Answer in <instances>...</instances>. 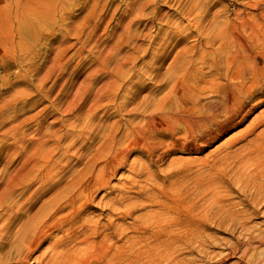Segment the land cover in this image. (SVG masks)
I'll return each mask as SVG.
<instances>
[{
  "label": "rangeland",
  "instance_id": "374dc122",
  "mask_svg": "<svg viewBox=\"0 0 264 264\" xmlns=\"http://www.w3.org/2000/svg\"><path fill=\"white\" fill-rule=\"evenodd\" d=\"M261 12L264 0H0V264H263L264 165L240 160L264 105L205 145L156 119L173 85L200 87L220 38L264 30Z\"/></svg>",
  "mask_w": 264,
  "mask_h": 264
},
{
  "label": "bare ground",
  "instance_id": "6f19581e",
  "mask_svg": "<svg viewBox=\"0 0 264 264\" xmlns=\"http://www.w3.org/2000/svg\"><path fill=\"white\" fill-rule=\"evenodd\" d=\"M261 15L264 16V13L261 12ZM239 32V33H238ZM220 43L218 45V50L216 52H213L209 49L206 50V52L204 53V56L202 57V62L204 64V66L206 67V71L203 72L201 80L202 83L199 85L200 87L198 88H188L185 87L183 85H180L178 83H176L175 85H173L171 87L170 92L166 95V97L163 98L162 102L163 104H166V101L169 100V98L171 99L172 103L175 104V107L173 108V110L169 111V112H161L160 114H158L156 117V119H163L165 120L164 122H166V125L162 126L165 127L164 131L167 132V135L169 136H173L175 133L174 128L171 127L170 123H181V125H184V128L186 131L187 136L190 135L191 137H194L197 135V133H201V135H204V139H200V142L205 144L214 142L216 140H218V138L222 135H224L225 133H227V131L231 130L232 128H235L237 126H239L240 124H242L252 113L253 111L261 106L264 105V30H255L252 27H248L245 26L244 24H240L237 25L236 28L234 30H232V32L230 34H228L227 36H225L224 38H220L219 39ZM217 58L219 60V63L217 62V60L215 59ZM192 73L194 74V72L192 71ZM190 74V73H189ZM187 76V75H186ZM186 78V77H185ZM192 79V78H191ZM190 79V80H191ZM188 78V82L190 81ZM193 80V79H192ZM196 80V78H195ZM194 84V81H190ZM196 84H198L196 82ZM195 86V84H194ZM201 100H204L203 103H201ZM165 102V103H164ZM170 102V101H169ZM170 104V103H169ZM171 105V104H170ZM173 106V105H172ZM171 106V108H172ZM264 112L259 113L258 115H256L255 117L252 118V120L249 121V125L247 128L246 135L248 136H252L250 139H248V146H250V149L247 151V155L245 154L243 157V155L241 156V158H243V160L241 159L240 162L243 164H251V165H256V166H262L264 165V161L261 159H263L264 157V129L263 130H259L257 133L255 132L257 128H259V126L261 124L264 123ZM160 127V129L162 128ZM183 127V126H182ZM182 128V129H184ZM151 129H154V127H152ZM181 129V130H182ZM245 132H244V136H245ZM239 133V132H237ZM236 133V134H237ZM183 134V133H182ZM181 134V135H182ZM243 134V133H242ZM185 135V134H184ZM241 135V134H238ZM199 136V135H198ZM237 136V135H236ZM235 137V136H234ZM188 138V137H187ZM186 138V139H187ZM196 138V137H195ZM203 138V137H202ZM183 140H185L184 138H181ZM189 139V138H188ZM175 140V139H174ZM174 140L170 141V146L174 148L175 142ZM194 140V138L192 139ZM192 140H189L192 142ZM176 141V140H175ZM198 141V140H197ZM228 141V140H227ZM178 142V141H176ZM184 142V141H183ZM188 142V141H187ZM193 142H196V140H194ZM241 142V141H239ZM245 143V142H244ZM178 144V143H177ZM185 144L186 141H185ZM197 144L199 145V143L197 142ZM201 144V143H200ZM227 145H230L231 142H227L225 143ZM236 145V143H234ZM180 145V144H179ZM183 145V143H182ZM202 145V144H201ZM204 145H202L204 147ZM169 146V147H170ZM186 146V145H185ZM197 146V145H196ZM201 146V147H202ZM246 146V147H248ZM181 147V146H180ZM241 147V144L239 145V148ZM245 146L242 147V149ZM172 148V149H173ZM184 148V147H183ZM190 148V147H189ZM196 148V147H195ZM226 148V147H225ZM229 148V147H228ZM227 148V149H228ZM177 149H179L177 147ZM194 150V149H193ZM223 150V149H222ZM245 150V149H244ZM187 151V150H186ZM235 151V150H234ZM157 152V151H156ZM220 152V151H219ZM231 152V151H230ZM238 152V151H237ZM236 152V153H237ZM242 152V150L240 151ZM245 153V151H243ZM242 152V153H243ZM224 153V151H223ZM243 153V154H244ZM154 154V153H153ZM157 154V153H156ZM162 154V153H160ZM226 155V154H224ZM228 155H230L228 153ZM237 155V156H236ZM235 156L238 157V154H236ZM161 156V155H159ZM223 156V154H222ZM232 156V155H231ZM234 156V155H233ZM234 156V157H235ZM229 157V156H228ZM224 158V156H223ZM232 158V157H230ZM234 159V158H233ZM240 159V158H238ZM236 160V159H235ZM260 162V163H258ZM240 164V163H239ZM241 165V164H240ZM239 166V165H238ZM248 166V165H247ZM244 167V166H243ZM242 167V168H243ZM260 168V167H259ZM239 169V167H238ZM251 169V168H248ZM247 169V170H248ZM261 169V168H260ZM264 169V168H263ZM263 169H261V171H264ZM242 170V169H241ZM246 170V169H245ZM239 171V170H237ZM250 171V170H248ZM240 172V171H239ZM243 172V170L241 171ZM254 172V171H253ZM237 173V172H236ZM248 173V172H247ZM255 173V172H254ZM259 173V172H258ZM257 173V174H258ZM261 173V172H260ZM264 172H262L263 174ZM238 174V173H237ZM242 174V173H241ZM246 174V173H245ZM244 174V176H245ZM256 174V175H257ZM261 174V176H262ZM235 175V174H233ZM249 175L250 172H249ZM249 175H247V177L250 179L251 177H249ZM255 175V174H254ZM252 175V176H254ZM255 175V177H256ZM240 175L236 176L239 177ZM243 176V175H242ZM260 176V177H261ZM264 176V174H263ZM262 176V177H263ZM235 178V179H236ZM244 178V177H243ZM239 179V178H237ZM255 179V178H253ZM258 179V178H256ZM261 179V178H260ZM242 180H246L245 178ZM241 180V181H242ZM264 180V178L262 179ZM261 180V181H262ZM253 181V180H252ZM258 181V180H257ZM243 182V181H242ZM249 182V181H248ZM246 181V183H243L244 185L249 184L251 182L248 183ZM256 181L253 182L252 185L257 186ZM262 183V182H260ZM242 185V183H241ZM263 185V183H262ZM260 188L261 185L259 184ZM259 186L257 189H259ZM264 186V185H263ZM249 187V186H248ZM252 187H250L251 189ZM256 188V187H255ZM254 188V189H255ZM249 189V190H250ZM255 189L256 193L258 194V190ZM262 189V188H261ZM254 191V190H252ZM260 191V190H259ZM215 192V191H214ZM217 193V192H216ZM251 194V193H250ZM253 195V194H252ZM261 193L259 192L257 198L255 199V203L258 204L259 202H261L262 198ZM254 197V195L252 196ZM154 198V195H153ZM216 200V199H215ZM161 201V200H160ZM164 203V202H163ZM253 203V202H252ZM177 204V203H176ZM178 205V204H177ZM186 205V204H185ZM190 205V204H189ZM192 205V204H191ZM210 205V204H209ZM220 205V204H219ZM245 205V204H244ZM264 205V204H263ZM188 206V205H187ZM169 207V206H168ZM189 207V206H188ZM195 207V206H194ZM193 207V208H194ZM198 207V206H197ZM200 207V206H199ZM258 207V206H257ZM165 208V207H164ZM170 208V207H169ZM202 208V207H201ZM206 208V207H204ZM203 208V209H204ZM214 208V207H213ZM254 208V207H253ZM262 208V207H261ZM160 209H162L160 207ZM248 209V208H247ZM257 209V208H256ZM171 210V209H169ZM174 210V209H173ZM212 210V209H211ZM236 210V209H235ZM264 211V210H263ZM154 212V210H153ZM169 212V211H168ZM230 212V211H229ZM149 213V212H148ZM163 213V212H162ZM176 213V211H175ZM201 213V211H200ZM199 213V215H201ZM205 213V212H203ZM154 214V213H153ZM160 214V213H159ZM234 213H232L233 215ZM240 214V213H239ZM237 214V215H239ZM157 213L154 214V216H156ZM161 215V214H160ZM236 215V214H235ZM254 215V214H253ZM159 216V215H158ZM162 216V215H161ZM169 216V215H168ZM146 217V216H145ZM151 217V216H150ZM157 217V216H156ZM172 217V216H171ZM168 218V219H171ZM202 217V216H201ZM201 217L199 219H201ZM153 218V216H152ZM167 218V217H166ZM174 218V216H173ZM244 218L247 219V217L244 216ZM242 217V219H244ZM150 219V218H149ZM154 219V218H153ZM161 219L157 217V220ZM165 219V218H163ZM162 219V220H163ZM211 219V218H210ZM218 219V218H217ZM246 219H244L245 221H247ZM156 220V219H155ZM161 220V221H162ZM174 220H177L176 218ZM250 220V219H249ZM151 220H149L150 222ZM160 221V220H159ZM186 221V220H185ZM148 222V225H149ZM153 221H151L152 223ZM156 222V221H155ZM155 222L153 223V226L155 224ZM166 222V221H165ZM188 223V221H186ZM150 223V224H151ZM247 223V222H246ZM169 224V223H168ZM171 224V223H170ZM184 224V223H183ZM203 224V223H202ZM236 224V223H235ZM239 224V222H238ZM186 225V224H185ZM183 225V226H185ZM189 225V224H188ZM187 225V227H188ZM192 225V224H190ZM189 225V228H190ZM240 225V224H239ZM245 225V224H243ZM243 225H240L243 227ZM152 226V225H151ZM152 226V227H153ZM251 226V225H250ZM186 227V228H187ZM247 227V226H246ZM160 228V227H159ZM152 229V228H151ZM245 229V227H244ZM156 230V229H155ZM163 230V228H162ZM161 230V232H162ZM166 230V228H165ZM186 230V229H185ZM135 231V230H134ZM159 231V230H158ZM187 231H189V229H187ZM245 231V230H244ZM157 232V231H156ZM164 232V230H163ZM167 232V230L165 231ZM169 232H172L171 230ZM190 232V231H189ZM243 232V231H242ZM255 232V231H254ZM153 233H155V231H153ZM152 233V234H153ZM186 233V231H185ZM257 233V232H256ZM151 234V235H152ZM160 234V233H157ZM165 234V233H164ZM163 234V235H164ZM175 234V233H174ZM195 234V233H194ZM143 235V234H142ZM141 235V236H142ZM150 235V234H149ZM155 235V234H154ZM162 235V234H160ZM167 236L170 234H166ZM188 234H186L187 236ZM191 235V234H190ZM189 235V236H190ZM129 236V235H128ZM126 236V237H128ZM135 238V235H133ZM166 236V237H167ZM193 236V234H192ZM207 236V235H206ZM151 237V236H150ZM157 237L158 239V235H155V238ZM173 237V236H172ZM201 237V236H200ZM241 237V236H240ZM129 238V237H128ZM127 238V239H128ZM132 237H130V240ZM153 238V236H152ZM170 238V237H169ZM175 237H173L174 239ZM254 238V237H253ZM81 242L84 244L87 242V240L83 237L80 238ZM143 239V238H142ZM141 239V240H142ZM148 240V236L146 238ZM151 239V238H149ZM154 239V238H153ZM156 239V241H157ZM161 239V238H160ZM159 239V241H160ZM166 239V238H165ZM164 239V240H165ZM171 239V238H170ZM169 239V240H170ZM183 239V238H182ZM129 240V242H130ZM145 240V239H144ZM168 240V241H169ZM177 240V239H175ZM180 240V238H179ZM190 240V239H189ZM253 240V239H252ZM262 240V239H261ZM79 241V240H78ZM149 241V240H148ZM155 241V240H153ZM157 241L156 244L158 245V243H167L168 241H163L161 239V241L163 242H159ZM173 241V240H172ZM188 241V240H187ZM250 241V240H249ZM255 242V240H253ZM260 241V240H259ZM264 241V239L262 240V242ZM128 242V241H126ZM131 244H135V242L131 241ZM152 242V241H151ZM174 242V241H173ZM182 242V241H181ZM192 242V241H191ZM201 242V241H200ZM147 243V242H146ZM150 243V242H149ZM171 243V242H170ZM229 243V242H228ZM246 243V242H245ZM244 243V244H245ZM130 244V243H129ZM128 244V245H129ZM154 243H152V245H154ZM192 244V243H190ZM238 244V243H237ZM241 244V243H240ZM238 244V245H240ZM67 245V244H66ZM146 245V244H145ZM160 245V244H159ZM164 245V244H163ZM162 245V246H163ZM167 245V244H166ZM165 245V246H166ZM170 245V244H169ZM173 245V243H172ZM187 245V242H186ZM242 245V244H241ZM127 246V245H126ZM132 249L134 248L135 245H132ZM150 246V245H149ZM148 246V249H145V251L151 249V247ZM174 246V245H173ZM188 246V245H187ZM244 246V245H243ZM242 246V247H243ZM250 246V245H249ZM247 246V247H249ZM56 247V246H55ZM129 247V246H128ZM144 247V246H143ZM147 247V246H146ZM159 247V246H158ZM161 247V246H160ZM159 247V248H160ZM171 247V246H170ZM193 247V246H192ZM191 247V248H192ZM136 248V247H135ZM134 248V249H135ZM152 251H159L157 250L155 247H153ZM167 248V246H166ZM173 248V247H172ZM175 248V246H174ZM241 248V246L239 247ZM54 249V248H53ZM131 249L130 252H133ZM164 249V248H163ZM244 249H247L246 247ZM243 249V250H244ZM56 250V249H55ZM61 250V249H59ZM138 248L135 250V252H133V255H136V257L138 256ZM162 250V249H161ZM166 250V249H165ZM174 250V249H173ZM171 250V251H173ZM239 250V249H238ZM58 251V250H56ZM67 251V250H66ZM151 250H149L150 252ZM232 251V250H231ZM235 251V250H234ZM245 251V250H244ZM260 251V250H259ZM264 251V250H263ZM59 252V251H58ZM63 252V251H61ZM72 252V251H71ZM174 252V251H173ZM243 252V251H242ZM246 252V251H245ZM55 253V252H54ZM64 253V252H63ZM135 253V254H134ZM144 253V252H143ZM151 253V252H150ZM167 253H170V248L167 251ZM165 253V254H167ZM53 254V253H52ZM66 254V252H65ZM68 254H70L68 252ZM131 254V253H130ZM145 254V253H144ZM155 255H157V253H154ZM152 254V255H154ZM159 254V253H158ZM160 254H162V252H160ZM162 257L163 259L165 258ZM56 257V254H54ZM54 255L52 256V260H55ZM61 255V253H60ZM59 255V256H60ZM64 254H62L63 256ZM114 255V254H113ZM151 255V256H152ZM171 256V254H169ZM173 255V254H172ZM129 256V255H127ZM126 256V257H127ZM132 256V254H131ZM146 256V255H145ZM159 256V255H158ZM155 256V257H158ZM168 256V254H167ZM175 256V255H174ZM262 256V255H261ZM65 257V255H64ZM68 257V256H67ZM135 257V258H136ZM161 257V256H159ZM178 257V256H177ZM242 257H245L242 255ZM62 258V257H61ZM134 258V256H133ZM134 258V260H135ZM138 258V257H137ZM136 258V259H137ZM161 258V259H162ZM168 258V257H167ZM249 258V257H248ZM253 258V262L255 263L254 257ZM66 259V258H65ZM132 259V258H130ZM154 259V258H153ZM151 259V260H153ZM156 259V258H155ZM154 259V261H155ZM160 259V258H159ZM175 259V258H174ZM251 259V258H250ZM111 260V259H109ZM125 260V259H124ZM133 260V261H134ZM157 260V259H156ZM56 261H58V259H56ZM59 261H62L59 259ZM112 264L113 263V260ZM110 261V262H111ZM115 261V260H114ZM162 261V260H161ZM166 261V260H165ZM176 260H174L175 262ZM247 261V260H246ZM250 261V260H249ZM252 261V259H251ZM250 261V262H251ZM259 261V260H258ZM54 262V261H53ZM109 262V263H110ZM122 262V261H121ZM173 262V263H174ZM248 262V261H247ZM58 263V262H57ZM118 263V261H117ZM120 263V262H119ZM130 263V262H128ZM137 263V262H136ZM135 263V264H136ZM172 263V264H173ZM264 264V262H261ZM85 264H90L89 262L85 263ZM111 264V263H110ZM132 264V263H131ZM138 264V263H137Z\"/></svg>",
  "mask_w": 264,
  "mask_h": 264
}]
</instances>
